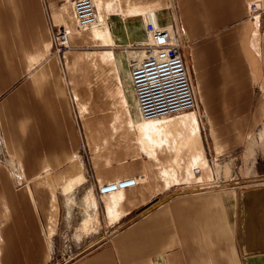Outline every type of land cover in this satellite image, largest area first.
I'll use <instances>...</instances> for the list:
<instances>
[{
	"label": "crops",
	"instance_id": "1",
	"mask_svg": "<svg viewBox=\"0 0 264 264\" xmlns=\"http://www.w3.org/2000/svg\"><path fill=\"white\" fill-rule=\"evenodd\" d=\"M93 1L103 26L78 31L70 0H0V264L49 263L68 184L135 177L96 193L105 236L75 264H264V0L256 22L255 0ZM148 13L189 41L201 124L141 120L129 64ZM55 26L72 31L62 56ZM195 170L228 185L167 196Z\"/></svg>",
	"mask_w": 264,
	"mask_h": 264
},
{
	"label": "built area",
	"instance_id": "2",
	"mask_svg": "<svg viewBox=\"0 0 264 264\" xmlns=\"http://www.w3.org/2000/svg\"><path fill=\"white\" fill-rule=\"evenodd\" d=\"M259 0L248 5V17L252 21L260 19ZM72 18L78 31L102 27L98 20L93 0H70ZM147 42L139 43L145 48L142 60H132L129 64L130 79L137 101L141 120L153 121L169 118L184 112H198L199 104L183 57L188 46L187 39H180L171 26H160L154 15L143 16ZM71 29L65 26L52 28L51 44L53 52L62 56L70 46L68 36ZM83 148V147H82ZM195 170L194 174L198 175ZM196 178V184L202 182ZM144 182L143 177L127 178L97 187L98 196H108Z\"/></svg>",
	"mask_w": 264,
	"mask_h": 264
},
{
	"label": "rangeland",
	"instance_id": "3",
	"mask_svg": "<svg viewBox=\"0 0 264 264\" xmlns=\"http://www.w3.org/2000/svg\"><path fill=\"white\" fill-rule=\"evenodd\" d=\"M193 114L199 124L206 120V114L202 111L200 104L199 111ZM144 123H148V121H144ZM257 148V152L264 153V137L259 141ZM197 177L199 176L195 175V179ZM198 180L202 183L196 184L195 180L187 186L185 184L176 186L167 196H176L191 191H210L215 183L216 185H228L227 182L220 183L217 178L215 181L214 176H211L207 181L200 177ZM184 186L186 187L183 188ZM63 197L59 228L49 237L51 258L48 264H75L77 261L97 252L105 236V223L98 207V198L87 181L75 192L63 194Z\"/></svg>",
	"mask_w": 264,
	"mask_h": 264
},
{
	"label": "bare ground",
	"instance_id": "4",
	"mask_svg": "<svg viewBox=\"0 0 264 264\" xmlns=\"http://www.w3.org/2000/svg\"><path fill=\"white\" fill-rule=\"evenodd\" d=\"M155 14V13H154ZM95 29V28H94ZM94 29H91V30H94ZM165 119V118H164ZM153 121H156V120H153ZM74 183H70L68 184L67 186H65L63 189H62V193L65 195V194H68L72 191V185Z\"/></svg>",
	"mask_w": 264,
	"mask_h": 264
}]
</instances>
